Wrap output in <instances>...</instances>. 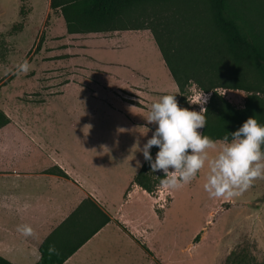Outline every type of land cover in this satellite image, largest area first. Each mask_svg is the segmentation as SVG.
I'll return each mask as SVG.
<instances>
[{
    "label": "crops",
    "instance_id": "0c3cea01",
    "mask_svg": "<svg viewBox=\"0 0 264 264\" xmlns=\"http://www.w3.org/2000/svg\"><path fill=\"white\" fill-rule=\"evenodd\" d=\"M101 34L111 36L56 54H69L77 70L56 93L73 95L67 114H27L51 97L31 103L14 95L12 101L1 96L11 83L0 91V108L11 119L0 128V255L14 264H36L44 240L88 198L112 220L65 264H156L130 235L140 239L136 231H146L142 243L151 250L147 237L162 225L157 200L134 178L145 162L138 149L156 127L145 119L151 104L164 94H176L179 101L180 90L149 29ZM128 37L154 46L157 67L131 63L122 43ZM92 209L80 213L84 228ZM21 225H29L32 234L19 232ZM200 233L205 246L209 232ZM223 240L216 235L213 243Z\"/></svg>",
    "mask_w": 264,
    "mask_h": 264
},
{
    "label": "trees",
    "instance_id": "16d2710c",
    "mask_svg": "<svg viewBox=\"0 0 264 264\" xmlns=\"http://www.w3.org/2000/svg\"><path fill=\"white\" fill-rule=\"evenodd\" d=\"M50 8L61 13L70 34L149 29L179 87L181 107L190 109L187 98L192 83L206 92L219 87L245 91L242 107L213 92L204 113L203 135L223 141L249 116L264 124V0H50ZM20 13L24 14L23 6ZM23 25L20 22L14 31H21ZM10 121L0 108V128ZM157 151L153 146V158ZM56 173L68 177L60 168ZM157 174L144 162L134 182L152 194L162 179ZM89 206L93 209L84 228L80 213ZM111 220L92 199H86L44 240L36 264H65ZM0 264L14 263L0 255ZM226 264H264V260L248 257L245 250L232 251Z\"/></svg>",
    "mask_w": 264,
    "mask_h": 264
},
{
    "label": "rangeland",
    "instance_id": "374dc122",
    "mask_svg": "<svg viewBox=\"0 0 264 264\" xmlns=\"http://www.w3.org/2000/svg\"><path fill=\"white\" fill-rule=\"evenodd\" d=\"M22 6L24 14L20 13ZM20 22L24 23L23 29L14 31L13 27ZM22 31L25 33L20 35ZM67 36L69 39H65ZM110 36L67 34L64 18L51 10L50 0H0V91L11 83L1 96L12 97L13 101L17 95L20 100L31 103L44 102L51 97L45 104L32 106L33 110L27 114H67L73 95L58 98L56 93L60 84L75 78L77 70L75 63H69V54H56L68 47L75 50ZM122 43L131 63L157 67L154 46L144 38L140 41L128 37ZM24 60L29 62L30 70L16 73L15 66ZM5 71L9 74L4 75ZM201 91L192 83L188 99ZM246 95L242 90L227 89L223 96L242 107ZM189 106L199 111L198 104ZM61 122L64 126L65 120ZM222 142L216 141L218 145ZM209 154L213 155L214 151L209 150ZM206 172L205 166L191 182L176 189H165L161 184L154 189L152 196L157 200L156 211L162 225L159 227L158 223L147 237L152 250L147 253L148 257L156 264H226L232 251L236 254L245 250L248 257L264 260V179L255 180L245 193L227 201L210 198L203 190ZM118 226L130 233L122 224ZM140 230L136 231L140 239L130 235L142 246L145 239L141 234L147 232ZM198 230L200 236V232H209L207 245L200 243V236L198 241L192 238ZM216 235H222L224 240L213 243Z\"/></svg>",
    "mask_w": 264,
    "mask_h": 264
},
{
    "label": "clouds",
    "instance_id": "9594fccd",
    "mask_svg": "<svg viewBox=\"0 0 264 264\" xmlns=\"http://www.w3.org/2000/svg\"><path fill=\"white\" fill-rule=\"evenodd\" d=\"M27 60L15 66L16 73H27ZM9 73L5 71L4 75ZM209 97L201 91L188 99L189 104H199V111L181 107L176 94H164L154 101L145 117L156 127L142 148L144 161L151 172L162 176L160 184L165 189H176L191 182L198 172L207 167L203 190L210 198L238 197L252 187L257 179H264V124L249 116L236 130L217 144L199 129L207 124L203 106ZM146 134V133H145ZM158 151L153 158L150 149ZM209 150L214 154L210 155ZM25 236L32 234L29 225L18 226Z\"/></svg>",
    "mask_w": 264,
    "mask_h": 264
},
{
    "label": "built area",
    "instance_id": "2783aa9c",
    "mask_svg": "<svg viewBox=\"0 0 264 264\" xmlns=\"http://www.w3.org/2000/svg\"><path fill=\"white\" fill-rule=\"evenodd\" d=\"M226 90H227V88H216L215 90H212V91H209V92H206V91H204V93L209 97V99H208V101H207V103L203 106L204 108H206L207 107V105H208V103H209V101H210V98H211V96L213 95V92L214 91H216L217 93H219V94H221V95H225V93H226ZM198 93H200V92H198ZM198 106L199 107H197V109H200V105L198 104ZM206 111V110H205ZM205 113V112H204ZM202 130L203 129H199L198 131H201L202 132ZM161 206H163V204H161Z\"/></svg>",
    "mask_w": 264,
    "mask_h": 264
}]
</instances>
